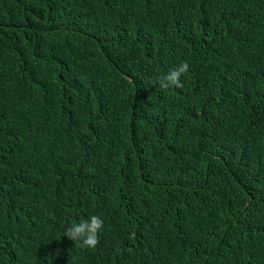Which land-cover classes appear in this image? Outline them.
<instances>
[{
  "label": "trees",
  "instance_id": "16d2710c",
  "mask_svg": "<svg viewBox=\"0 0 264 264\" xmlns=\"http://www.w3.org/2000/svg\"><path fill=\"white\" fill-rule=\"evenodd\" d=\"M0 264H264V0H0Z\"/></svg>",
  "mask_w": 264,
  "mask_h": 264
},
{
  "label": "clouds",
  "instance_id": "9594fccd",
  "mask_svg": "<svg viewBox=\"0 0 264 264\" xmlns=\"http://www.w3.org/2000/svg\"><path fill=\"white\" fill-rule=\"evenodd\" d=\"M189 68L187 61L173 67L159 80V88L167 90L173 86L176 88L183 87L181 77L188 73ZM103 226V220L97 215H92L88 219L82 218L78 223H73L68 227L65 236L74 242H78L83 247L82 249H95L100 242L99 234Z\"/></svg>",
  "mask_w": 264,
  "mask_h": 264
}]
</instances>
